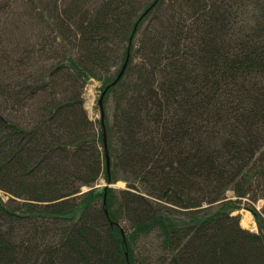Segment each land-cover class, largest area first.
<instances>
[{
    "label": "trees",
    "instance_id": "trees-1",
    "mask_svg": "<svg viewBox=\"0 0 264 264\" xmlns=\"http://www.w3.org/2000/svg\"><path fill=\"white\" fill-rule=\"evenodd\" d=\"M0 190V264H151V233L159 264H264V210L231 215L264 198V0H0Z\"/></svg>",
    "mask_w": 264,
    "mask_h": 264
},
{
    "label": "rangeland",
    "instance_id": "rangeland-1",
    "mask_svg": "<svg viewBox=\"0 0 264 264\" xmlns=\"http://www.w3.org/2000/svg\"><path fill=\"white\" fill-rule=\"evenodd\" d=\"M23 9L24 8L20 5V8H19L20 13H22ZM32 32H33L32 29H31V31H29V29L24 30V32H23L24 34H29L28 35L29 41H24L23 45H28L29 48L32 46H36L38 48V47L47 45V44L39 45L38 43H42L44 41L41 39H38L36 32H34V33H32ZM31 36H32V39L30 38ZM21 37H22V33H21L19 39ZM20 42H22V41L20 40ZM11 43H12V47H13V44L15 47L21 45L19 42H18L19 44L15 43V40H14V42H11ZM48 64H50V62H47L45 60L44 55L42 57H40V52L38 51L35 54L34 59L32 60L31 66H29V67L25 66L22 69H23V71L30 73V72L38 69L40 66H45ZM113 70H115V69H113ZM102 84H103L102 81H97L95 79H89L82 88V95L81 96L84 99L83 108L86 110L88 118L93 120V121H97L100 118V108L98 106V100H99V95L101 93ZM236 102H238V100H236ZM105 107H106V105H105ZM30 112H31V108H28V107L23 109L22 111H18L17 115H18L19 120L23 119V121H28V120L32 119V114H30ZM128 184L129 183L127 181H124V180H118L114 183H107L105 177L102 175V177L95 184V187L102 189L105 185H108L109 187H112L115 189L116 194L120 197V199H121L120 191H122V190H129V191H133V192L139 194L140 191H138L137 189L136 190L131 189ZM86 189H88V188L83 187L82 191L86 190ZM225 195H226V199L237 200L239 198L236 195V193L234 192V190H231V189L227 190ZM0 196L4 202L8 201L9 198L11 197V196H8L4 191H0ZM253 196L251 194H247L245 197L240 198L241 202H240L239 208L236 210H233L231 215L239 217L240 228L248 230V231H253L256 233L258 231V224H257L252 212L249 209H247L245 205L253 204L257 210L262 212L264 210V198L260 197L257 200H254ZM167 205L171 206V207H169V210H168L169 214L171 215L170 219L173 220V223L177 224L179 217H181L180 213L178 212L176 207H174L170 204H167ZM245 214H248V215L250 214V216H251L252 220H251V223L249 226H244L242 224V219L244 218ZM129 218H126L122 221L124 228H127L128 231L131 230V227H132V224H131L132 221H130ZM149 235L150 236H141L140 241L138 243V247L140 249L139 252L142 253L143 257L144 256L147 257V260L151 261V264H159L157 262H154V258L160 254H162L163 257H167V253H165L161 250L159 251V249L155 250V248H153V247L158 245V243H159L157 240V237H156L157 235H156V233H151ZM149 248H151V250L154 251L152 254H150V255H152V257L144 255V253L150 252V250H148ZM142 256H139L137 259H140Z\"/></svg>",
    "mask_w": 264,
    "mask_h": 264
},
{
    "label": "water",
    "instance_id": "water-1",
    "mask_svg": "<svg viewBox=\"0 0 264 264\" xmlns=\"http://www.w3.org/2000/svg\"><path fill=\"white\" fill-rule=\"evenodd\" d=\"M128 58H129V51H128V54H127V57H126V61L120 71V73L118 74L116 80L113 82L115 83L122 75L125 67H126V64L128 62ZM112 83V84H113ZM109 88V86H107L105 88V90L101 93L100 97H99V100H98V105H99V108H100V115H101V124L103 125L104 127V107H103V97L107 91V89ZM103 145H104V150H105V158H106V166H107V170L109 171L110 169V157H109V154H108V147H107V135H106V131H105V128H104V132H103Z\"/></svg>",
    "mask_w": 264,
    "mask_h": 264
},
{
    "label": "bare ground",
    "instance_id": "bare-ground-1",
    "mask_svg": "<svg viewBox=\"0 0 264 264\" xmlns=\"http://www.w3.org/2000/svg\"><path fill=\"white\" fill-rule=\"evenodd\" d=\"M251 216H250V214L248 215V214H245L244 215V218L242 219V224L244 225V226H249L250 225V223H251Z\"/></svg>",
    "mask_w": 264,
    "mask_h": 264
}]
</instances>
